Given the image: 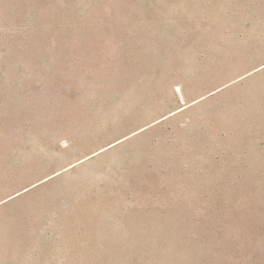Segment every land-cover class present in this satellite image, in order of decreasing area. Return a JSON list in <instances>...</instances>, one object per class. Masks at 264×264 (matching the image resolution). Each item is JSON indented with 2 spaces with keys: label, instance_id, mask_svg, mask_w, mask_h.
<instances>
[{
  "label": "rangeland",
  "instance_id": "obj_1",
  "mask_svg": "<svg viewBox=\"0 0 264 264\" xmlns=\"http://www.w3.org/2000/svg\"><path fill=\"white\" fill-rule=\"evenodd\" d=\"M0 264H264V0H0Z\"/></svg>",
  "mask_w": 264,
  "mask_h": 264
}]
</instances>
